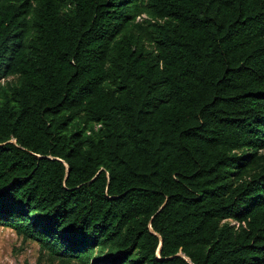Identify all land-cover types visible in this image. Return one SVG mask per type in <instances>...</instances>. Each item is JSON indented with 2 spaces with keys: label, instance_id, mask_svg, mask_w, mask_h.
<instances>
[{
  "label": "trees",
  "instance_id": "obj_1",
  "mask_svg": "<svg viewBox=\"0 0 264 264\" xmlns=\"http://www.w3.org/2000/svg\"><path fill=\"white\" fill-rule=\"evenodd\" d=\"M0 227L51 264H264V0H0Z\"/></svg>",
  "mask_w": 264,
  "mask_h": 264
},
{
  "label": "rangeland",
  "instance_id": "obj_2",
  "mask_svg": "<svg viewBox=\"0 0 264 264\" xmlns=\"http://www.w3.org/2000/svg\"><path fill=\"white\" fill-rule=\"evenodd\" d=\"M8 77L1 83L15 82ZM0 264H51L46 254L39 251L38 243L23 240L13 230L0 227ZM56 264V263H54Z\"/></svg>",
  "mask_w": 264,
  "mask_h": 264
}]
</instances>
